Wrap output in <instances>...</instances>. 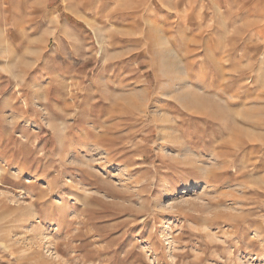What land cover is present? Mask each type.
<instances>
[{
  "label": "rangeland",
  "instance_id": "1",
  "mask_svg": "<svg viewBox=\"0 0 264 264\" xmlns=\"http://www.w3.org/2000/svg\"><path fill=\"white\" fill-rule=\"evenodd\" d=\"M0 237V264H264V0H0Z\"/></svg>",
  "mask_w": 264,
  "mask_h": 264
},
{
  "label": "bare ground",
  "instance_id": "2",
  "mask_svg": "<svg viewBox=\"0 0 264 264\" xmlns=\"http://www.w3.org/2000/svg\"><path fill=\"white\" fill-rule=\"evenodd\" d=\"M171 154V153H170ZM195 184V182L194 181H188L187 183H185V191H187L189 188H191L193 185ZM3 237V236H2ZM2 237H0V238H2ZM3 245V244H2ZM10 245V244H9ZM9 245H5L4 244V246L5 247H8ZM10 248V247H9Z\"/></svg>",
  "mask_w": 264,
  "mask_h": 264
}]
</instances>
